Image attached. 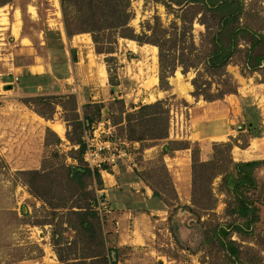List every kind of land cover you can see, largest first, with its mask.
<instances>
[{
	"label": "rangeland",
	"instance_id": "rangeland-1",
	"mask_svg": "<svg viewBox=\"0 0 264 264\" xmlns=\"http://www.w3.org/2000/svg\"><path fill=\"white\" fill-rule=\"evenodd\" d=\"M245 1L256 9L252 14L260 12L256 21L264 24V0ZM131 5L130 26L141 37L151 34L157 17L164 27L174 20L181 23L176 4L169 8L162 1L131 0ZM201 17L202 12L194 20L200 47L206 31ZM47 31L54 33L49 40ZM169 45L165 71L176 69L167 73L170 88L165 89L157 45L120 37L113 53H99L91 33L67 35L60 0H11L0 6V264H61V257L74 262L95 248L85 247L80 218L69 207L84 200V192H76L82 185L91 192L100 232L116 264H235L214 234L235 218L228 210L230 198L221 175L204 189L206 199L194 189L193 155L200 158L201 148L187 117L202 94L223 97L234 114L232 137L207 140L232 143L234 161L264 159L263 65L248 68V44L243 42L244 50L223 74L203 73L196 93L192 79L197 71L184 72L180 50L171 51ZM158 100L170 110L168 138L126 139L123 110ZM102 121L127 142L131 158L106 166L101 180L98 169L91 168L92 175L85 172L76 179L71 170L88 167L79 143ZM52 124L63 126L64 135ZM213 152L214 146L209 159ZM256 176L263 187L251 195L259 199L260 220L248 233L232 231L230 237L241 245L243 260L264 262V166Z\"/></svg>",
	"mask_w": 264,
	"mask_h": 264
},
{
	"label": "trees",
	"instance_id": "trees-1",
	"mask_svg": "<svg viewBox=\"0 0 264 264\" xmlns=\"http://www.w3.org/2000/svg\"><path fill=\"white\" fill-rule=\"evenodd\" d=\"M10 1L0 0V6ZM60 1L67 35L72 37L77 33H91L99 53H113L120 37L137 40L140 44L157 45L162 69L160 75L162 88H170L167 73L172 74L176 69V67H171L169 71H165L167 42H170L169 50L174 52L180 50L182 57L179 63L183 66L184 72L187 73L190 69L197 71V75L192 79L196 93L200 92L204 82L203 73L209 76L223 74L233 57L244 50L241 46L243 42L248 44V48L245 50L248 68L256 70L263 65L262 70H264V24L260 20L256 21L260 12L257 16L252 14L251 11L256 9L249 6L245 0H154L162 1L169 8H172V3L178 5L180 9L179 11L175 10V15L181 23L174 20L170 27H164L157 17L158 22L152 28L151 34L145 33L144 37L134 33L130 26L134 15L131 0ZM201 12L202 17L199 21L205 25L206 31L202 33L200 47L195 43L194 20ZM254 21L258 22V25H255ZM53 34V31H47V40ZM186 49H188V56L185 55ZM201 67L204 72L201 71ZM117 101L124 102L122 99H117ZM101 107L102 105H99L97 109L98 114L101 113ZM123 112L126 114L129 131L126 139L129 141L143 142L147 139L156 141L168 138L170 110L165 100L140 105L134 111L123 110ZM85 118L92 121L88 116ZM248 125L251 131L255 130L252 121H249ZM79 144L80 153L84 158L85 143ZM213 146L214 152L209 160L202 161L199 156L196 157L195 153L193 155L194 189L202 191V197L206 199L208 192L206 193L204 189L211 188L213 180L217 176H222L221 187L230 198L228 210L230 215L235 218L228 224L227 228L230 231L226 228L214 231L219 246L226 251L235 264H264L263 261L256 258L243 260L241 245L230 237L232 231L238 232L240 235L248 233L260 220V202L259 199L251 195V191L257 190L259 186L263 187L258 181L256 170L264 166V159L237 162L232 159L230 154L232 143H215ZM168 147V145L164 146V154L167 153ZM175 149H179V147ZM95 171L101 180L100 171ZM71 172L76 179H81V174L85 172L90 175L93 173L89 167L72 169ZM77 190V194L84 192V200L75 201L69 207L80 218L79 230L85 236V247L89 250L91 247L88 245L92 244L95 248L90 249L89 253L78 261L69 262L61 257V264H116V261H113L108 255L109 249H107L100 232L102 229L100 218L92 204L94 199L90 196L91 192L85 191L83 185ZM153 192L154 195L160 196V191L157 188H153ZM195 198L199 199V196ZM208 239H210L209 236Z\"/></svg>",
	"mask_w": 264,
	"mask_h": 264
},
{
	"label": "crops",
	"instance_id": "crops-1",
	"mask_svg": "<svg viewBox=\"0 0 264 264\" xmlns=\"http://www.w3.org/2000/svg\"><path fill=\"white\" fill-rule=\"evenodd\" d=\"M202 97V101L199 99L195 103H191L189 107L190 114L189 117H187V121L190 120V122H192L191 133L194 135L197 134L196 140H198V144L201 148L200 159L206 161L210 157L213 146L207 139H212L213 137H218L222 140L230 139V137H232L234 114L232 115L230 113H233V110L231 111L230 105L226 101H223V97L220 96V98H218L219 96H216L211 98V95L207 94H202ZM207 142L210 143L208 144ZM100 173L104 174L102 171H100Z\"/></svg>",
	"mask_w": 264,
	"mask_h": 264
},
{
	"label": "built area",
	"instance_id": "built-area-1",
	"mask_svg": "<svg viewBox=\"0 0 264 264\" xmlns=\"http://www.w3.org/2000/svg\"><path fill=\"white\" fill-rule=\"evenodd\" d=\"M184 123L185 121L182 123L183 126ZM112 128L106 126L102 121L85 136L86 151L84 158L92 170L98 169L105 172L106 166L115 167L120 159L131 158V151L128 150L127 142L123 141ZM103 211L106 212L105 207Z\"/></svg>",
	"mask_w": 264,
	"mask_h": 264
},
{
	"label": "bare ground",
	"instance_id": "bare-ground-1",
	"mask_svg": "<svg viewBox=\"0 0 264 264\" xmlns=\"http://www.w3.org/2000/svg\"><path fill=\"white\" fill-rule=\"evenodd\" d=\"M155 48L158 50V48L155 46ZM157 78L155 79V82H157ZM53 125V124H52ZM54 129L60 134V135H64L65 133V129L63 126L59 125V124H54Z\"/></svg>",
	"mask_w": 264,
	"mask_h": 264
},
{
	"label": "water",
	"instance_id": "water-1",
	"mask_svg": "<svg viewBox=\"0 0 264 264\" xmlns=\"http://www.w3.org/2000/svg\"><path fill=\"white\" fill-rule=\"evenodd\" d=\"M240 129H241V127H240Z\"/></svg>",
	"mask_w": 264,
	"mask_h": 264
}]
</instances>
